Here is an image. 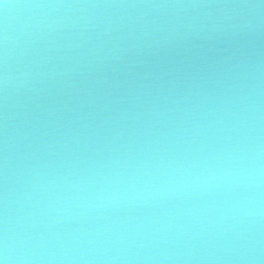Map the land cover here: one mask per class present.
Here are the masks:
<instances>
[{
	"label": "water",
	"instance_id": "1",
	"mask_svg": "<svg viewBox=\"0 0 264 264\" xmlns=\"http://www.w3.org/2000/svg\"><path fill=\"white\" fill-rule=\"evenodd\" d=\"M5 264H264V0H0Z\"/></svg>",
	"mask_w": 264,
	"mask_h": 264
},
{
	"label": "clouds",
	"instance_id": "2",
	"mask_svg": "<svg viewBox=\"0 0 264 264\" xmlns=\"http://www.w3.org/2000/svg\"><path fill=\"white\" fill-rule=\"evenodd\" d=\"M0 264H5L3 259H0Z\"/></svg>",
	"mask_w": 264,
	"mask_h": 264
}]
</instances>
